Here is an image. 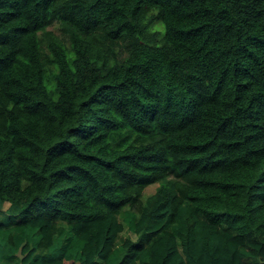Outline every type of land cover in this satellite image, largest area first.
<instances>
[{"label": "trees", "instance_id": "1", "mask_svg": "<svg viewBox=\"0 0 264 264\" xmlns=\"http://www.w3.org/2000/svg\"><path fill=\"white\" fill-rule=\"evenodd\" d=\"M16 259L264 264V0H0Z\"/></svg>", "mask_w": 264, "mask_h": 264}, {"label": "rangeland", "instance_id": "2", "mask_svg": "<svg viewBox=\"0 0 264 264\" xmlns=\"http://www.w3.org/2000/svg\"><path fill=\"white\" fill-rule=\"evenodd\" d=\"M154 187H155V184H153V185H150V186H148V187H146L145 188V190H144V198L147 196V195H149V194H151L153 191H154ZM7 206V204H5V206L4 207H6ZM123 235L124 236H129L131 239H136V235L134 234V233H131V232H124L123 233Z\"/></svg>", "mask_w": 264, "mask_h": 264}, {"label": "crops", "instance_id": "3", "mask_svg": "<svg viewBox=\"0 0 264 264\" xmlns=\"http://www.w3.org/2000/svg\"><path fill=\"white\" fill-rule=\"evenodd\" d=\"M5 204H7V206L4 207V210H6L9 207V203L8 202H6ZM5 204H4V206H5ZM3 264H20V262H19V259H16V260H13V261H7V262H5Z\"/></svg>", "mask_w": 264, "mask_h": 264}]
</instances>
